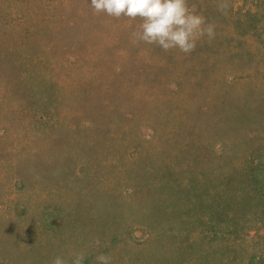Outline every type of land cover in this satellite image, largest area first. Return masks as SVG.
Returning <instances> with one entry per match:
<instances>
[{
    "label": "rangeland",
    "instance_id": "rangeland-1",
    "mask_svg": "<svg viewBox=\"0 0 264 264\" xmlns=\"http://www.w3.org/2000/svg\"><path fill=\"white\" fill-rule=\"evenodd\" d=\"M189 7L215 37L185 54L0 0V264H264V0Z\"/></svg>",
    "mask_w": 264,
    "mask_h": 264
},
{
    "label": "clouds",
    "instance_id": "clouds-1",
    "mask_svg": "<svg viewBox=\"0 0 264 264\" xmlns=\"http://www.w3.org/2000/svg\"><path fill=\"white\" fill-rule=\"evenodd\" d=\"M96 13L112 17L141 18L136 39L154 44L165 51L178 49L187 54L193 51L202 37H215V26L196 9L189 0H89ZM226 7V5H222ZM96 264H112L106 254L96 256ZM83 254H76L72 264H82ZM52 264H67L63 256H56Z\"/></svg>",
    "mask_w": 264,
    "mask_h": 264
}]
</instances>
